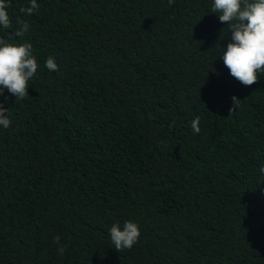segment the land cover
Returning a JSON list of instances; mask_svg holds the SVG:
<instances>
[{"label": "trees", "instance_id": "trees-1", "mask_svg": "<svg viewBox=\"0 0 264 264\" xmlns=\"http://www.w3.org/2000/svg\"><path fill=\"white\" fill-rule=\"evenodd\" d=\"M7 2L39 67L0 96V264H264V73L230 75L213 0Z\"/></svg>", "mask_w": 264, "mask_h": 264}, {"label": "clouds", "instance_id": "clouds-1", "mask_svg": "<svg viewBox=\"0 0 264 264\" xmlns=\"http://www.w3.org/2000/svg\"><path fill=\"white\" fill-rule=\"evenodd\" d=\"M169 4L174 0H168ZM7 0H0V26L5 29L12 27V22L7 11ZM37 0H31L29 13L37 9ZM212 11L219 13L221 23L228 24L230 42L220 55L224 65L229 69L230 75L244 86H251L258 82V74L264 73V0H213ZM20 27L15 30L13 37H23L30 29L26 21H17ZM45 66L50 71H58V64L54 57H49ZM38 62L33 54L30 42L20 44L5 42L0 39V96L6 89L17 99L29 95V82L32 81L38 70ZM232 113L239 105L240 99L235 95L231 97ZM8 109L0 103V126L7 129L11 125L8 118ZM200 117L191 121L194 134H199ZM264 174V166L260 168ZM109 234L114 249L118 252L131 250L139 242L141 230L136 222L125 221L123 227L117 222L110 229ZM57 252L63 254L66 245L61 243L59 235L54 237Z\"/></svg>", "mask_w": 264, "mask_h": 264}]
</instances>
